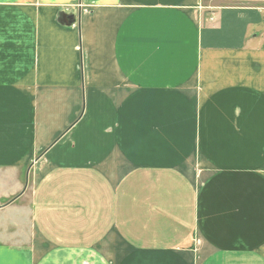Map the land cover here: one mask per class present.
<instances>
[{"label":"crops","instance_id":"crops-1","mask_svg":"<svg viewBox=\"0 0 264 264\" xmlns=\"http://www.w3.org/2000/svg\"><path fill=\"white\" fill-rule=\"evenodd\" d=\"M0 264H264V13L0 0Z\"/></svg>","mask_w":264,"mask_h":264},{"label":"rangeland","instance_id":"rangeland-1","mask_svg":"<svg viewBox=\"0 0 264 264\" xmlns=\"http://www.w3.org/2000/svg\"><path fill=\"white\" fill-rule=\"evenodd\" d=\"M231 2H237L238 4L239 3H244V4H246V5L250 6V7H253L255 9H258L259 11L264 13V0H218L219 4H229ZM204 14H205V12L202 10V17H204ZM27 176H28V180L27 181H31V174L28 173ZM28 186H29V184H28ZM29 189L30 188L28 187V190H27L26 195H25L26 198L28 196L27 193H29Z\"/></svg>","mask_w":264,"mask_h":264},{"label":"water","instance_id":"water-1","mask_svg":"<svg viewBox=\"0 0 264 264\" xmlns=\"http://www.w3.org/2000/svg\"><path fill=\"white\" fill-rule=\"evenodd\" d=\"M70 17H71V19H72L71 21L74 22V21H75V17H74V15H73V14L70 15ZM12 200H13V199H12Z\"/></svg>","mask_w":264,"mask_h":264}]
</instances>
